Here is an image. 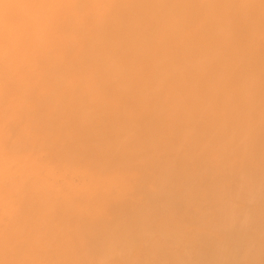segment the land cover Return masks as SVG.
<instances>
[{
	"label": "bare ground",
	"instance_id": "1",
	"mask_svg": "<svg viewBox=\"0 0 264 264\" xmlns=\"http://www.w3.org/2000/svg\"><path fill=\"white\" fill-rule=\"evenodd\" d=\"M0 264H264V0H0Z\"/></svg>",
	"mask_w": 264,
	"mask_h": 264
},
{
	"label": "clouds",
	"instance_id": "2",
	"mask_svg": "<svg viewBox=\"0 0 264 264\" xmlns=\"http://www.w3.org/2000/svg\"><path fill=\"white\" fill-rule=\"evenodd\" d=\"M5 178H7L6 174H7V168L5 167Z\"/></svg>",
	"mask_w": 264,
	"mask_h": 264
}]
</instances>
